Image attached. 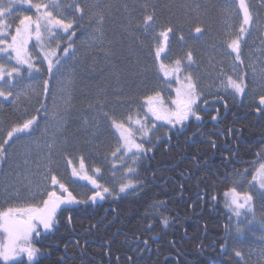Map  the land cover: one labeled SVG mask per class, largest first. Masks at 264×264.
Listing matches in <instances>:
<instances>
[{
  "label": "rangeland",
  "instance_id": "rangeland-1",
  "mask_svg": "<svg viewBox=\"0 0 264 264\" xmlns=\"http://www.w3.org/2000/svg\"><path fill=\"white\" fill-rule=\"evenodd\" d=\"M259 1L261 0H249V3ZM2 2L7 5L8 0ZM57 2L60 8L51 7L49 10L69 18L75 17L67 7L66 0ZM37 3L50 4L51 0H32V4ZM81 3L84 8V28L79 41L73 45L74 51H70L63 60L61 59L65 54L62 57H51L61 61L59 69L54 70L50 79L36 72L35 69L40 71L47 66L45 55L51 51L50 36H46L42 42L33 36L28 42L27 51L35 66L34 70L29 72L27 65H24L25 70L21 68V75L16 78L15 86L6 88L13 96L7 99L0 97V141L6 138L7 131L14 124L32 115L42 117L31 134H25L6 146L7 159L4 160V167H0V209L10 205L38 204L42 196L37 195L32 199L38 185L43 187L47 183V190L55 187L57 191H62L58 185L51 186L50 180L43 181L40 173L44 171V165L52 169L77 199L88 197L86 195L91 188L75 183L71 175L72 168L75 166L79 169L82 156L85 170L94 174V169L100 168L101 172L95 173L100 176L106 171L110 162L108 158L118 144V133L103 117L99 102H104L103 111L111 113L115 109L114 114L117 116L126 114L129 107L143 116L141 104L145 95L159 91L165 102L174 99L179 85L171 76L159 74L160 71L155 66L161 62L172 67L176 59H183L180 79L190 73L196 80L198 91L203 93L202 98L222 93L237 98V93L227 87V77L239 79L245 74V83H249L245 98L256 100L264 94V18L258 15L255 7L252 8L256 23L242 42L241 64L235 60V53L226 47L227 39L239 27L236 12L225 11L228 5L234 9V0H81ZM13 7V15L17 18L10 20L12 28L8 31L12 35L15 34L16 26L13 20L18 24L19 17L23 15L33 18L37 15L36 9L30 5ZM97 11L103 13L102 25L97 23V18L90 19ZM153 11L156 16L155 26L145 32L137 22L143 15ZM165 26L172 27L173 32L169 36L166 53L161 55L160 60H156L151 54L155 51L152 36L158 35ZM197 27L201 28L200 33L195 32ZM181 35L183 40L180 39ZM0 38L11 41V35ZM62 38L59 33L56 41L59 42ZM188 51L192 52L194 60L190 66L186 60ZM0 63H6L9 68L16 66L15 59L7 58L4 53H0ZM44 80H49L50 90L47 96L43 91ZM17 94L19 100L14 103L13 99ZM129 97L132 98L130 104L126 102ZM45 101L46 112L41 109V104ZM37 109L40 111L37 112ZM153 120L154 118L149 117V127ZM137 137H140L139 134ZM144 140L148 141L146 138ZM50 143L51 148L48 147ZM25 159L29 160L27 165L24 163ZM69 160L72 161L71 164L68 163ZM117 161L114 160L113 167L109 168L121 164L127 169L135 164L129 159V162ZM38 163L41 165L40 169L36 167ZM260 163H264V160ZM259 164L254 166L253 175ZM120 176L119 173L118 177ZM101 180V177L97 178L100 184ZM242 180L235 182L230 188L236 187L241 193H251L254 212L255 207L264 202V196L261 195L257 182L251 181L250 185H246L249 184L248 177ZM16 190L19 191V197L15 196ZM224 204L232 212L226 207L225 195ZM232 214L235 216L233 212ZM41 233L46 232L41 230ZM0 239L3 237L0 236ZM250 247L243 256L246 264H264V242ZM22 256L26 257H20Z\"/></svg>",
  "mask_w": 264,
  "mask_h": 264
},
{
  "label": "trees",
  "instance_id": "trees-1",
  "mask_svg": "<svg viewBox=\"0 0 264 264\" xmlns=\"http://www.w3.org/2000/svg\"><path fill=\"white\" fill-rule=\"evenodd\" d=\"M234 1L237 3V0ZM66 3L67 6L74 3L82 6L81 0H66ZM70 9L80 25L74 28L76 34L72 38V44L76 45L84 26L79 19V13H76L74 8ZM13 24L17 23L13 20ZM55 31V39L48 37L49 49L56 51L57 56L62 57L63 49L68 44V37L61 30ZM59 33L63 38L57 42ZM46 36H49L48 33L43 32V39ZM70 51L72 50H69V53ZM55 60L53 58L54 62ZM159 65L160 63L155 67L160 71L159 74L163 75ZM36 72L50 79L47 66ZM171 78L176 81L175 75ZM42 104L47 106V101ZM40 118L42 117L38 115L37 125L41 122ZM232 125L238 127L232 136L235 135L237 141L243 138L244 146H249L250 149L246 147L245 151L236 154L235 151L231 152L227 155L230 158L228 162L224 154L223 142L229 141L231 127H227L224 135L210 134L209 137L214 138L215 144L218 143L213 148L209 141L201 144H191L188 141V137L198 127L197 123L191 122L180 135L185 142L184 145L175 152L163 151L154 159L149 158L142 164L141 176L139 179L136 178L142 183L134 191H130L133 195L126 192L121 193L119 199L110 197L95 203L89 201L88 204L73 205L71 224L67 222L68 213L62 212L54 230L41 233L39 236L35 235L36 238L33 239L34 246L40 248L43 253V264H55L61 256L67 258V264H82V262L83 264H129L127 256H132L136 264H246L243 259L234 256L233 249L241 251L245 256L250 246L264 242V202L259 207H255V211L249 213L247 217H235L224 204V192L231 187V184L218 181L214 171L222 178L225 172L222 167L230 170L229 167L233 166V175L248 170L246 174L252 177L254 165L249 163L248 158H255L256 150L264 145V118L258 121L250 118L244 122L230 123V126ZM185 149L188 157L181 165V156ZM215 161V165H208ZM1 164L0 167L3 168L4 161ZM156 164H174L175 167L181 165L179 169L182 176L186 177L182 181L185 183H181L179 174L175 170H172L170 175L178 178L177 181L173 179L166 181L163 179L166 175L162 180L153 177ZM76 182L80 185L79 180ZM202 193L206 196L204 212H202L204 199L196 200L202 196ZM181 194L182 201L179 200ZM213 198L217 199L215 203ZM159 201H163L164 204L158 209L154 208L153 205ZM209 204L214 206V213L208 211ZM162 214L170 215L169 219L173 223L169 229L163 227ZM216 219L219 222H216ZM248 221L252 223L249 224ZM175 223L180 227L179 229L173 228ZM149 224L152 225L151 228L148 227ZM90 225L95 227L90 228ZM238 226L244 227L242 233L237 232ZM184 229L187 231L185 232ZM145 239L149 241L148 245L143 244ZM65 244L68 245L66 251ZM222 244L225 245L223 249ZM134 248L136 252L133 251ZM140 248L151 250L144 251L138 256L137 252ZM11 264H27V258L22 256Z\"/></svg>",
  "mask_w": 264,
  "mask_h": 264
},
{
  "label": "snow or ice",
  "instance_id": "snow-or-ice-1",
  "mask_svg": "<svg viewBox=\"0 0 264 264\" xmlns=\"http://www.w3.org/2000/svg\"><path fill=\"white\" fill-rule=\"evenodd\" d=\"M14 5H30L36 9L37 15L33 18L30 15H23L19 17V23L15 26V34L12 35L8 30L12 28L11 19L14 17ZM238 12L241 15L240 23L238 29L231 35L226 41V47L235 53V60L243 63L241 59V45L246 36L251 31L252 26L256 23L252 7L249 0H237ZM51 7L57 9L60 8L57 0H51L50 4H32V0H8L7 5H5L2 0H0V37L11 35V41L7 39L0 38V53H4L7 58H13L16 61V66L9 68L6 63H0V97L5 99L12 97L13 93L10 89L15 86L14 82L16 78L21 75V68L27 65L29 72H32L35 66L31 63L29 57L27 46L30 39L35 37L37 41L43 39V32H47L48 35L55 39L56 31L62 30L64 34H67L68 44L67 47L63 49L65 55L69 53V50H73L72 38L75 36V27H79L77 18H69L62 13L54 12L49 10ZM67 7L74 8L76 13H79V19L84 18V8L79 3L69 4ZM98 7V6H97ZM147 8V5H144ZM225 11H236L231 5L225 8ZM97 18L98 24H103L104 16L101 11L93 13L90 17ZM156 23L155 12L146 13L143 15L142 19L137 22L138 26H143L145 32L149 28H153ZM43 29V31H42ZM202 30L200 27L195 29L196 33H200ZM173 32V28L170 26H165L159 32V34H153L152 39L155 41V51L151 53L154 55L156 60L161 59V55L166 53L167 46L169 42V36ZM181 40L184 37L181 35ZM57 48H59V43H57ZM57 56V52L51 50L45 55L47 60V71L50 76L54 73V70H58L61 64L59 59L53 61L51 57ZM186 60L188 65L194 63L193 54L191 51L186 53ZM160 70L163 71L164 76L175 75L176 83L179 85L176 88V95L174 99L168 101L166 105L159 91H154L152 94L145 95L143 97V102L141 108L144 110L143 116L140 115L139 111H134L131 107L126 114L117 116L113 112L103 111L104 102L100 101L101 112L103 117L109 121L110 127L118 133V144L111 155L115 159L118 153L123 152L125 155L131 153L134 163H138V158L140 154L152 151L155 145L151 148H145L143 143H138L136 141V136L139 134L141 139H147L151 143L150 133L156 130L155 121H165L168 126H170L169 131L164 133V137L171 140L170 130L176 129V134L181 135L184 130H186V122H189L192 118L196 121H200L203 117L197 111V101L202 97L203 93L198 91L196 80L189 73L184 76L183 80L180 79V74L183 71L184 60L178 58L174 61V66L169 69L167 65L163 62L159 65ZM39 71V69H35ZM246 74L239 79H234L232 76L227 77V87H230L237 94H242L245 92L247 87L245 83ZM223 83V82H222ZM49 80L43 81V91L45 95L49 93ZM19 100V94H17L13 102ZM132 98L129 97L126 101L131 103ZM205 104L208 101H204ZM259 103L264 105V95L259 97ZM41 109L47 111L46 105L41 104ZM40 109H37L39 112ZM259 112L260 109L258 108ZM149 117L154 118L151 127L148 126ZM217 116H212V120H217ZM38 123V116L32 115L30 118L24 119L22 122L14 124L10 130L6 133V138L0 141V162L7 159V148L6 146L11 145L15 139H20L21 136L25 134H31L34 126ZM87 123V118L85 119ZM156 141H161V136L155 137ZM209 143L213 148L216 147L215 141L209 140ZM49 148L52 147L50 143ZM135 149V151H133ZM50 155V154H49ZM123 157H121L122 159ZM27 165L29 163L28 159L24 160ZM69 164L72 163L71 160L68 161ZM37 169H40L41 165L38 163L36 165ZM101 169H94V173H100ZM136 169L128 167L126 169L125 176L130 177ZM83 173V174H82ZM19 175V174H18ZM43 181L47 182L50 180L51 186H59L62 191H57L55 187L52 190H47L48 184L46 183L43 187L37 186V192L32 194V199H35L37 195L42 196L38 204H25L20 206L10 205L6 208L0 209V261L4 264H11L21 255H25L27 258V264H43L42 256L43 253L41 249L35 247L33 244V234L39 236L41 230L44 232H50L55 229L56 225L59 223V215L62 212H67V222L69 224L73 221L72 216V205L74 204H88L89 201L95 203L97 199H105L106 197H111L113 199H119L121 193H126L129 191H134L142 182L133 179L121 180L119 182L118 190H113L109 187H105L100 184L95 174L88 175L85 170L84 158L80 157L79 169L75 166L72 168L71 175L73 177H79L80 179L89 181L94 186V191L90 197L87 199H77L76 196L68 190L67 186L61 182V179L57 177L50 167L44 165V171L40 173ZM113 177H115V172H113ZM252 181H255L259 185L261 190V195L264 196V163H260L259 167L256 168L255 174L252 176ZM66 193V195H65ZM226 197V207L230 208L232 212L237 217H247L249 213L253 211V195L249 192H239L236 187L229 188L225 192ZM15 196L19 197V191L16 190ZM164 204L163 201H159L153 205L154 208H159ZM147 215V213H145ZM162 223L165 227L169 225V218L164 217ZM249 224L252 221H248ZM95 225H90V228H94ZM149 228L152 227L151 224L148 225ZM244 227L238 226L237 232L242 233ZM139 239V237H137ZM79 243V241H77ZM144 245H148L149 241L147 239L143 240ZM65 251L68 245L65 244ZM221 248H225L222 244ZM150 248H140L137 252L139 256L144 251H150ZM134 252L137 250L134 248ZM159 251V248H157ZM234 256L243 259V253L239 250L233 249ZM119 259V258H117ZM127 261L129 264H136V261L132 256H127ZM67 264V258L61 256L55 264ZM83 264V262H82Z\"/></svg>",
  "mask_w": 264,
  "mask_h": 264
},
{
  "label": "flooded vegetation",
  "instance_id": "flooded-vegetation-1",
  "mask_svg": "<svg viewBox=\"0 0 264 264\" xmlns=\"http://www.w3.org/2000/svg\"><path fill=\"white\" fill-rule=\"evenodd\" d=\"M234 9H236V17H237V21L240 23V18L241 15L238 12V6L237 3H234ZM251 7H255V10H258V15L262 16L264 18V0L259 1V2H253L250 3ZM258 9H257V8ZM253 11V8H252ZM255 15V14H253ZM255 18V16H254ZM262 35H264V30ZM247 84V89H245V92H247V90L249 89V83ZM232 92V90H230ZM242 93V94H237V98H232L231 96L226 95L225 93L222 94H215L213 96H204L203 98L201 97L198 101H197V111L199 112V114L203 117L202 120L200 121H196L194 118H192L189 122H186V128L188 127L189 123H197L198 127L191 133V135L188 137V141L191 144H201V143H205L206 141L209 140H213L214 138L209 137L210 134L214 135H224L226 132L227 127H231L229 129L230 131V137H229V141L228 142H223V149L225 150L224 154L227 156L228 154H230L231 152L235 151L236 152H243L245 151V148H249V146H244L245 143H243V138H240L239 141H237V137L233 135V133L235 132V130L238 128L237 125H232L230 126V123L232 122H244L245 120H248L250 118H254L256 119V121H258L261 118H264V105H261L259 103V98H257L256 100L253 99H246V93ZM264 95V94H263ZM204 101H208L207 104L204 103ZM168 103H166L167 105ZM260 109V111L258 112L257 109ZM212 116H217V120H212ZM157 127L156 130L152 133H150L151 136V143H149V141H145L144 139H141V137H139L138 140H140L141 143L144 144L145 148H151L153 147V145H155V147L153 148L152 151L146 152V153H142L141 155V159L138 160V163H135L136 165L139 166V168L137 169V173L136 176H132V178L130 177H126L125 176V171L126 169L124 168V165L121 164H117L115 165L114 168H109L113 167V161L114 160H133L132 159V155L131 153L125 155L123 152L118 153L117 158H113L112 155L108 158V160L110 161L108 163V166L106 167V171L103 172V181H102V185H104L105 187H109L113 190H118L119 187V182L121 180H126L128 178L133 179V180H137L139 179V177L141 176V170H142V164L146 161L149 160V158H155L158 154L162 153L163 151L169 153V152H175V150H178L179 147L181 145H184V141L183 138L180 135L176 134V129H171L170 130V135H171V140L167 139L164 137V133L166 131H169L170 126H168L166 124L165 121H155ZM158 134H157V133ZM210 132V133H209ZM157 134V135H156ZM156 136H161L162 140L161 141H156L155 137ZM240 137V136H239ZM147 144V145H146ZM218 144V143H216ZM249 145V144H248ZM217 146V145H216ZM186 147V146H185ZM115 150V149H114ZM113 150V151H114ZM135 151V150H133ZM156 152H158L156 154ZM187 149H185L183 156H181V165L185 163V161L187 160ZM112 153V152H111ZM256 157L252 158L249 157L248 161L249 163H251L252 165H257L263 161V156L264 155V145L259 149L256 150ZM217 154L216 150H215V155ZM121 157H123L121 159ZM230 160V158L227 156V162ZM241 160V159H240ZM239 160V161H240ZM128 161V160H127ZM129 162V161H128ZM216 161L213 163H209L208 165H215ZM180 166H176L174 164H163V165H157L156 164V168L155 171L153 173V177L155 176V178H159L162 180V177H164L166 175L165 179L166 181L173 179V181H177L178 178L176 179L173 175H170V173H172V170L177 171V173L179 174L180 177V181L182 184H184L185 182L183 181V177L182 174L180 173ZM226 166H228V164H226ZM123 167V171L122 168ZM225 169L224 172V176L222 178L218 177L219 174H217L215 171V176L217 178L218 181H227L233 176L232 170H233V166H230L229 169L225 168L224 166L222 167ZM248 171V170H247ZM245 172L240 173L241 177L239 181H243L242 179L244 178V175L248 176ZM113 172H115V177H113ZM121 174L120 177H118V174ZM89 175V174H88ZM250 178V176H248ZM73 180L75 181V183L77 184V180H79V184L81 187H87V188H91L90 189V193H88L86 196L90 197L94 191V186L87 180H83L80 179L79 177H72ZM137 178V179H136ZM229 178V179H228ZM252 180L249 179V181ZM179 183V182H178ZM163 185V184H162ZM232 185V184H231ZM183 186V185H181ZM130 195H133L130 191L128 192ZM181 198H179L180 201H182V194L180 195ZM88 197H86L85 199H87ZM110 198V197H106L105 199ZM204 199L203 200V207H202V212H204L205 210V193H202V196L198 197L196 200H200V199ZM101 200V199H97L96 201ZM104 200V199H102ZM213 202L215 203L217 201L216 198H213ZM91 202V201H90ZM209 202H211V200H209ZM212 213L215 212L214 210V206L210 205L208 206V211H210ZM162 217H167L169 218L170 215H161ZM216 222H219V220L216 219ZM173 222H171V220L169 219V225L168 227H165L163 225V227L165 229H169V227H171ZM184 225V224H183ZM176 229H179L180 227L177 225V223H175L174 227ZM184 231L186 232L187 229H184Z\"/></svg>",
  "mask_w": 264,
  "mask_h": 264
},
{
  "label": "bare ground",
  "instance_id": "bare-ground-1",
  "mask_svg": "<svg viewBox=\"0 0 264 264\" xmlns=\"http://www.w3.org/2000/svg\"><path fill=\"white\" fill-rule=\"evenodd\" d=\"M240 177H241V175H240V173H238V174H234L228 181L229 182H227V181H221L223 184H234L235 182H237V181H239L240 180Z\"/></svg>",
  "mask_w": 264,
  "mask_h": 264
}]
</instances>
